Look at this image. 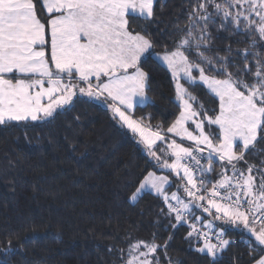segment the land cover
Here are the masks:
<instances>
[{
  "label": "snow or ice",
  "instance_id": "1",
  "mask_svg": "<svg viewBox=\"0 0 264 264\" xmlns=\"http://www.w3.org/2000/svg\"><path fill=\"white\" fill-rule=\"evenodd\" d=\"M38 2L43 16L37 0H0V127L51 125L78 103L104 105L153 166L179 181L146 170L132 202L158 197L168 226H187L185 239L207 264H223L235 243L230 231L245 240L252 264H264V158L259 165L246 158L264 152L257 147L264 144V0H190L180 37L162 53L147 28L130 24L153 23L157 0ZM213 28L246 37L247 47L208 55ZM148 58L174 82L178 115L167 128L135 116L154 103L142 66ZM196 89L216 107H206ZM172 238L160 244L153 233L131 242L120 250L122 264H161L158 254H167ZM15 250L9 240L0 252Z\"/></svg>",
  "mask_w": 264,
  "mask_h": 264
},
{
  "label": "trees",
  "instance_id": "2",
  "mask_svg": "<svg viewBox=\"0 0 264 264\" xmlns=\"http://www.w3.org/2000/svg\"><path fill=\"white\" fill-rule=\"evenodd\" d=\"M190 8V0H157L153 23L137 19L130 24L136 31L147 28L157 42L156 52H163L180 37L177 28L186 25ZM37 12L45 14L38 0ZM212 37L210 56L227 55L224 50L229 46L247 47L242 35L213 28ZM142 66L150 76L148 95L154 103L137 107L135 116L150 117L145 123L167 128L178 115L170 72L155 58L146 59ZM205 92L194 90L206 107H216ZM257 147L264 149V144ZM246 158L259 165L264 152L246 153ZM146 170L164 172L153 166L128 130L113 122L104 105L78 103L73 112L51 125L0 127V249L9 240L16 246L6 256L0 252V260L6 264H122L121 249L127 250L137 239L150 241L158 233L160 244L173 237L167 254L163 250L158 254L161 264H207L185 239L187 226L175 230L168 226L158 197L145 194L136 202L129 199ZM228 238L235 243L224 253L223 264H252L240 234L230 231Z\"/></svg>",
  "mask_w": 264,
  "mask_h": 264
},
{
  "label": "rangeland",
  "instance_id": "3",
  "mask_svg": "<svg viewBox=\"0 0 264 264\" xmlns=\"http://www.w3.org/2000/svg\"><path fill=\"white\" fill-rule=\"evenodd\" d=\"M157 53H162V52H157ZM186 146H187V142H186ZM160 170H162V169H160ZM162 171H164L163 173H157L158 175H168L167 174V170H162ZM172 175H174V174H172ZM169 179L171 180V178H170V176H169ZM177 183H179V181L177 182ZM174 189V188H173ZM177 189L175 188L173 191H176ZM171 192V191H170ZM182 194V193H181ZM207 215V214H206Z\"/></svg>",
  "mask_w": 264,
  "mask_h": 264
},
{
  "label": "crops",
  "instance_id": "4",
  "mask_svg": "<svg viewBox=\"0 0 264 264\" xmlns=\"http://www.w3.org/2000/svg\"><path fill=\"white\" fill-rule=\"evenodd\" d=\"M196 212H197V214L199 215L200 214V211L197 209V210H195Z\"/></svg>",
  "mask_w": 264,
  "mask_h": 264
}]
</instances>
